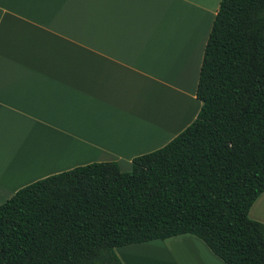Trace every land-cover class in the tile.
Masks as SVG:
<instances>
[{
  "label": "crops",
  "instance_id": "0c3cea01",
  "mask_svg": "<svg viewBox=\"0 0 264 264\" xmlns=\"http://www.w3.org/2000/svg\"><path fill=\"white\" fill-rule=\"evenodd\" d=\"M220 0H0V203L99 161L129 171L197 116ZM264 223V191L249 209ZM123 264H226L193 234L115 248Z\"/></svg>",
  "mask_w": 264,
  "mask_h": 264
},
{
  "label": "trees",
  "instance_id": "16d2710c",
  "mask_svg": "<svg viewBox=\"0 0 264 264\" xmlns=\"http://www.w3.org/2000/svg\"><path fill=\"white\" fill-rule=\"evenodd\" d=\"M193 121L132 158L78 165L0 203V264H123L118 246L193 234L226 264H264V0H220Z\"/></svg>",
  "mask_w": 264,
  "mask_h": 264
}]
</instances>
